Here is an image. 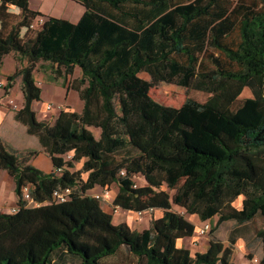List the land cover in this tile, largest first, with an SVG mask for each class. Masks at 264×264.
I'll return each mask as SVG.
<instances>
[{"label": "trees", "instance_id": "16d2710c", "mask_svg": "<svg viewBox=\"0 0 264 264\" xmlns=\"http://www.w3.org/2000/svg\"><path fill=\"white\" fill-rule=\"evenodd\" d=\"M73 1L86 9L77 23L44 16L33 31L38 13L29 9L30 0H0L23 12L19 27L27 29L22 43L17 27L0 37V69L9 55L19 63L5 91L22 79L25 105L15 119L54 167L46 174L29 164L35 152H10L0 140V173L14 180L18 198L15 213L0 212V264H52L60 250L81 264H102L122 247L138 264H235L232 249L219 241L194 257L178 247L196 227L173 206L202 222L218 217L211 233L229 221H264V0H251L254 6L233 0ZM234 32L238 42L230 43ZM41 62L56 66L65 82L80 69L73 90L81 113L62 112L52 125L38 121L33 104L42 90L34 74ZM141 73L153 86L182 88L200 77L211 81L213 96L168 106L128 88ZM245 88L253 97L238 102ZM93 128L101 131L99 139ZM69 153L74 158L67 163ZM81 161L82 169L72 171ZM137 176L145 186L134 188ZM113 185L119 188L115 207L162 216L142 231L114 225L92 195ZM25 186L39 207L26 205ZM68 187L70 200L53 202L54 191ZM240 197L238 209L233 203ZM258 238L264 248V229Z\"/></svg>", "mask_w": 264, "mask_h": 264}, {"label": "rangeland", "instance_id": "374dc122", "mask_svg": "<svg viewBox=\"0 0 264 264\" xmlns=\"http://www.w3.org/2000/svg\"><path fill=\"white\" fill-rule=\"evenodd\" d=\"M233 1L234 2L240 1L245 5L254 6V2H252L251 0H233ZM173 2L176 4H184V3H188L189 0H173ZM77 6L78 4L73 0H39V1L36 0L34 1L33 7L40 8L41 11L37 12L38 15H35L32 21L36 26L38 20L44 19V16L54 17L63 20H70L71 17L76 12ZM12 16L17 17L15 16L14 13V14H10L8 18ZM36 28H37L36 30H38L41 27L38 26ZM228 42L237 43L238 33L234 32V34H232V36L229 38ZM10 63H11L10 59H7L3 69L4 73H6L9 70ZM26 64L27 62H23L22 66ZM18 66L19 63L17 62L16 69L18 68ZM56 69H57L56 66H53L50 63L41 62L37 65L34 76L39 79V82L42 85L44 84L50 85L56 82L57 85L61 86L65 90H71V89L73 90V87L75 88L76 86L75 84H73V79H75L74 77L77 76L76 72L80 71V69L77 68L74 76L70 79L68 78L66 82L63 77H60L59 74H57ZM211 69L212 66L211 64H209L208 71ZM1 83L3 84L2 87H1ZM6 84L7 83L0 81V91L3 90L5 92L4 88ZM127 86L132 92H135L139 95L140 94L147 95L154 100L161 101L166 105L173 107H181L189 99H193L200 103H205L213 96V87L211 81L203 80L200 77L194 81L191 88H182L177 85L167 84V83H161L158 86H153L151 84V77L146 73H141L134 79L127 82ZM252 97H253L252 91L249 88H245L241 93V95L238 97V102L244 101L245 99ZM45 99H47L46 94H45ZM49 99H51L52 104H56V106L60 105V102L58 103L57 101L58 99L57 97H55L54 99L53 98H49ZM49 99H47V101H50ZM70 102L73 105V109L78 111L79 110L78 104H80L79 100L74 99V97H72ZM61 105L66 109V111L68 110L67 106L64 103H61ZM14 106H17V108L15 109ZM38 106L41 108V106H43V102L38 103ZM8 109H10L13 112H17L19 110V104L16 100V97H12L9 100ZM81 112L82 111H80V113ZM58 115H59L58 112L53 111L50 113L47 112L46 118H43L44 116L43 114H41V116L39 115L37 118L39 121L44 120L47 121L50 125H52L55 122ZM15 126L17 125L15 124ZM21 130L22 127L19 128V131ZM91 131L93 132L95 137L99 139L101 131L99 129H94V128L91 129ZM0 140L3 143L4 147L10 152L16 151L18 149H24L26 147L30 149H36L41 147L38 139L34 136L28 135V137H26V135H23V137H21V134L18 133L16 137L15 135L11 137L9 131H7L6 129L3 130L1 128H0ZM83 162L84 161L74 162L73 163L74 167L71 170L74 172L80 171L83 167ZM35 164L45 169L46 164L42 161V159H38L35 162ZM82 178L86 180L87 174H82ZM137 182L139 186L146 185L143 178H141ZM0 185H2V187L4 188L5 196H8L9 192H11L12 190V187H14V182L12 180H10L9 182L3 176H1ZM118 189L119 188L117 185H113L108 189L109 194L106 196V199L102 202L104 203L106 202L107 198L108 199L110 198L109 199L110 203L107 204L108 206L104 208V210H106L107 212L110 213L113 212V207H114L113 200L116 196V193L118 192ZM163 190L169 196H172L174 194V191H170L166 187H164ZM242 200L243 197L238 198L233 203V206L240 209L242 207ZM14 208L15 207L12 206L9 210L6 208L2 210L0 209V212L14 213L13 212ZM173 210L186 217L196 227L195 234L193 237L186 238L184 240H180L177 242L178 247L189 249L193 257L195 256L196 253L206 252V250L209 247V243L214 240L219 241L223 243L226 247L232 249L233 251L232 262L235 264H250L252 258L257 257L259 259H262V257L264 256L263 244L258 238V232L264 229V221L260 216L256 217L252 222L243 225H240L235 221H229L222 224L215 233H211L210 231L207 235L199 236L198 228H200L204 222H202L198 218V216L188 215L186 211L180 207L173 206ZM121 214H126V213L120 211L119 215ZM127 216L132 217L131 222H129L130 228L132 230L142 231L149 227L152 219L160 218L162 216V213L160 211L147 213L142 217V219H140L136 214L133 215L127 214ZM118 218L121 217H115V220L114 219L111 220L114 225L115 223H117ZM217 221H218V217H215L213 220L207 222L210 224L212 228L216 225ZM232 240H234V243H232ZM53 260H55L56 262L54 264H81L80 260L77 257L69 255L65 250L58 251L53 256ZM102 264H138V263L136 258L128 251V249L126 247H122L116 255L104 259L102 261Z\"/></svg>", "mask_w": 264, "mask_h": 264}, {"label": "crops", "instance_id": "0c3cea01", "mask_svg": "<svg viewBox=\"0 0 264 264\" xmlns=\"http://www.w3.org/2000/svg\"><path fill=\"white\" fill-rule=\"evenodd\" d=\"M34 1H36V0H30L29 9L32 12L41 11L40 8L33 7ZM3 5H5V6H3ZM85 12H86V9L82 5L78 4V6L76 8V12L71 17V19L68 21H70L72 23H77L82 18V16L85 14ZM14 13H15V16H17V17L12 16V17L8 18V16L10 14H14ZM23 19H24L23 12L20 9H18L14 6L8 5L4 2H0V37L7 36L14 27H17L18 28L17 40L19 43H22L24 41L26 33H27L26 28L19 27V23H21V21ZM7 59H10V62H11L10 68L6 73H4L3 69H4V66H5ZM16 63L17 62H16L14 55H9L4 59L3 65L0 69V81L1 82L7 83L6 77L9 75H12L16 71ZM76 75L77 76L74 77L75 79H76V77L77 78L81 77V72L80 71L76 72ZM35 81H36L37 86H39L42 90L41 101L35 102L33 104V109L36 111L37 117L39 115L41 116V114H43L44 115L43 118H46V113H47L46 112V106L49 104H52V101L49 98L54 99L55 97L58 98L57 99L58 103L60 102V105H58V106H62L61 103H64L67 106L68 110L71 112L80 113V111L83 110V103L79 99V96H78L76 91H74L72 89L71 90H65L61 86L57 85L56 82L53 84H50V85L49 84L48 85H45V84L42 85L39 82V79L36 77H35ZM45 94L47 95V99H49L50 101H47V99H45ZM12 97H16V100L19 104V110L22 109L25 105V98H24V95L22 93V79L21 78H18L14 82L13 87L11 89H9L7 92L6 91L4 92L3 90L0 91V128L3 130L6 129L7 131H9L11 137L14 135L16 137L18 135V133L21 134V137H23V135H26V137H28L29 134L27 132V127L24 126L23 124H21L20 122L16 121L15 112L8 109V103ZM72 97H74V99L79 100L80 104H78V108L80 111L79 110L76 111L73 109V105L70 102ZM40 102H43V106H41V108L38 106V103H40ZM52 105L56 106V104H52ZM13 123H15L17 126H15V124H13ZM18 127L19 128L22 127V130L19 131ZM15 152H18V153L35 152V155L30 159V162H29L30 165H32L33 167L39 169L40 171H42L46 174L51 173L54 169L52 160L50 159V157L47 156V154L44 153L42 147H39L36 149H30V148L26 147L24 149H18ZM38 159H42V161L46 164L45 169H43V168H41L35 164V162ZM1 176H3L9 182H10V180H12L14 182V180L5 171L0 173V177ZM15 189H16V186H15V182H14V187H12L13 192L11 190V192H9V195L5 196L4 188L2 187V185H0V209L1 210L5 209V208L9 210L12 206H14L15 208L17 207L18 198H17L16 192H15ZM103 192H104V190H102L101 188H95L92 195L93 196H96V195L101 196L103 194ZM117 193H116V195H117ZM109 199L107 198L106 202H104V203L101 202L103 209L106 206H108L107 204L110 203ZM110 208H112V207H110ZM104 211L106 213L110 214L114 220H115V217H121V218H118V221H117V223H115V225L126 224L129 228H130L129 222H131L132 217L131 216L128 217L127 214H131V215L135 214V212L123 210V213H126V214H121V215L116 216L113 214V212L110 213V212H107L106 210H104ZM8 213H10V212H8ZM54 263H56L55 260L52 261V264H54Z\"/></svg>", "mask_w": 264, "mask_h": 264}, {"label": "built area", "instance_id": "2783aa9c", "mask_svg": "<svg viewBox=\"0 0 264 264\" xmlns=\"http://www.w3.org/2000/svg\"><path fill=\"white\" fill-rule=\"evenodd\" d=\"M44 24V19H40L38 20V23L37 25L35 26L34 23L32 22L31 25H30V29L31 30H36L38 26H42ZM3 86V84L1 83V87ZM5 89V88H4ZM14 108L16 109L17 106H14ZM53 111H56L58 112L59 114L62 113V112H65L66 109L63 107V106H54L52 104H49L46 106V112L50 113V112H53ZM73 158H74V155L69 153L67 155L64 156V161L65 162H73ZM58 172H61V170H58ZM125 173L122 172V175H124ZM142 177L141 176H137L135 177V181H134V188H137L139 187L138 185V180H140ZM109 190L106 189L104 190L103 194L100 196V195H96V196H93L95 199L103 202L105 199H106V196L109 194L108 193ZM73 194V189L72 188H64V189H58L56 191H54L53 195H52V199H53V202H57V203H66L67 201L70 200V197L71 195ZM22 195H23V200L24 202H26V205L27 206H36V207H39L40 205L39 204H36L34 202V200L32 199L31 195H30V187L29 186H25L22 190ZM17 211V207L13 209V212L15 213ZM120 211H123V209H121L120 207H113V214L114 215H119L120 214ZM155 210L154 209H150L148 211H145V212H137L135 213L140 219H142V217L147 214V213H153ZM211 231V226L208 222H204L200 228H198V234L199 236H204V235H207L209 232ZM250 264H262L261 263V259L257 258V257H254L251 259L250 261Z\"/></svg>", "mask_w": 264, "mask_h": 264}]
</instances>
